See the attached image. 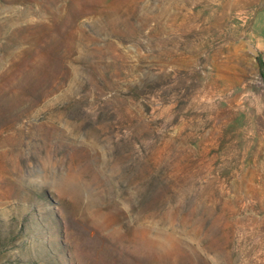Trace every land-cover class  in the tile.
<instances>
[{"label":"rangeland","instance_id":"obj_1","mask_svg":"<svg viewBox=\"0 0 264 264\" xmlns=\"http://www.w3.org/2000/svg\"><path fill=\"white\" fill-rule=\"evenodd\" d=\"M264 0H0V264H264Z\"/></svg>","mask_w":264,"mask_h":264},{"label":"crops","instance_id":"obj_2","mask_svg":"<svg viewBox=\"0 0 264 264\" xmlns=\"http://www.w3.org/2000/svg\"><path fill=\"white\" fill-rule=\"evenodd\" d=\"M253 35L256 38L255 46L258 52L264 53V13L259 14L254 23Z\"/></svg>","mask_w":264,"mask_h":264},{"label":"water","instance_id":"obj_3","mask_svg":"<svg viewBox=\"0 0 264 264\" xmlns=\"http://www.w3.org/2000/svg\"><path fill=\"white\" fill-rule=\"evenodd\" d=\"M250 51L253 52L256 56L260 55V53L252 47H250Z\"/></svg>","mask_w":264,"mask_h":264}]
</instances>
